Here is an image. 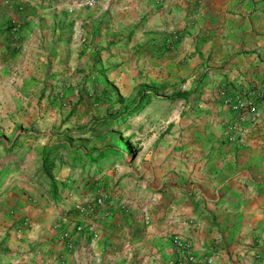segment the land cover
<instances>
[{"label":"crops","instance_id":"1","mask_svg":"<svg viewBox=\"0 0 264 264\" xmlns=\"http://www.w3.org/2000/svg\"><path fill=\"white\" fill-rule=\"evenodd\" d=\"M76 1L0 0V109L11 94L29 89L33 64H43L44 58L32 56L43 54L39 48L53 47L44 63L56 69L53 44L67 28H77L58 21L85 10L68 12ZM100 2L132 17L122 22L124 29H135L128 48L156 55L168 46L163 55L179 51L199 66L204 81L193 94L200 101L191 100L197 104L189 136L172 143L170 174L121 227L108 226L118 219L99 222L79 211L58 216L66 208L44 212L43 190L50 187L38 177L40 155L26 142L13 145L7 155L18 158L10 160L0 194V216H7L12 229L8 243L0 244V264H189L175 239L189 242L195 264H264V0ZM110 39L102 31L94 36L101 43ZM253 93L256 106L245 115L242 140H227L235 117L228 101ZM155 162L156 157L144 161L142 170H154ZM32 171L38 175L29 177Z\"/></svg>","mask_w":264,"mask_h":264},{"label":"rangeland","instance_id":"2","mask_svg":"<svg viewBox=\"0 0 264 264\" xmlns=\"http://www.w3.org/2000/svg\"><path fill=\"white\" fill-rule=\"evenodd\" d=\"M100 1L92 9L84 0L67 7L68 12L85 10L75 19L58 21L77 28H67L66 36L53 44L56 69L44 63L53 47L39 48L43 54L31 55L44 58L43 64H33L29 89L11 94V102L1 107L0 194L10 177V160L18 158L8 157V152L26 142L37 158L40 155L38 177L49 183L50 188L43 190L44 212L66 208L58 216L79 211L99 222L118 219L108 226L121 227L130 213H138L149 191H157L160 180L162 185L163 177L170 174L172 143L189 136L197 104L192 106L191 100L200 101L193 94L204 76L181 52L163 55L171 51L168 46L156 55L128 48L135 29H124L122 22L132 17ZM94 30L111 39L96 42ZM155 157L154 170H142L144 161ZM31 174L37 176L34 171ZM98 197L101 203L94 204ZM31 203L34 208L40 206L34 199ZM133 223L139 226L134 217ZM10 229L7 216L1 215L0 244L8 243Z\"/></svg>","mask_w":264,"mask_h":264},{"label":"built area","instance_id":"3","mask_svg":"<svg viewBox=\"0 0 264 264\" xmlns=\"http://www.w3.org/2000/svg\"><path fill=\"white\" fill-rule=\"evenodd\" d=\"M86 4L89 6H94L98 3V0H84ZM13 30L17 29V25H13L11 28ZM256 94L253 93L250 96H243V95H236L233 99L229 100L228 103L230 105V108L235 113L234 120L229 124L227 130H226V138L229 141H241L240 133L242 130V125L245 122V115L248 112H251L254 107L256 106ZM255 97V98H254ZM94 204H100L102 201L101 197L95 198ZM82 226L77 224L75 225V229L77 231L82 230ZM63 238H68L69 233L67 231H64L62 233ZM174 244L179 248L180 251H182L185 254V258L187 259L189 264H195L196 259L194 255L192 254L191 247L188 241L186 240H174ZM212 260L211 258L207 259V263H210Z\"/></svg>","mask_w":264,"mask_h":264},{"label":"trees","instance_id":"4","mask_svg":"<svg viewBox=\"0 0 264 264\" xmlns=\"http://www.w3.org/2000/svg\"><path fill=\"white\" fill-rule=\"evenodd\" d=\"M49 149H52V147H49Z\"/></svg>","mask_w":264,"mask_h":264}]
</instances>
